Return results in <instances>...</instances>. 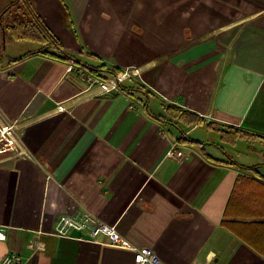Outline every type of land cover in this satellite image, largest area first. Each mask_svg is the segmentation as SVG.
Segmentation results:
<instances>
[{
	"label": "crops",
	"instance_id": "1",
	"mask_svg": "<svg viewBox=\"0 0 264 264\" xmlns=\"http://www.w3.org/2000/svg\"><path fill=\"white\" fill-rule=\"evenodd\" d=\"M15 1L0 0V18ZM35 5L83 64L140 75L123 84L130 91L106 95L72 62H13L37 43L0 57V121L15 124L22 148L0 154V261L136 264L104 237L57 235L62 217L91 214L161 264H264V139L221 134L264 138V0ZM146 104L155 116L173 105L204 123H162Z\"/></svg>",
	"mask_w": 264,
	"mask_h": 264
},
{
	"label": "trees",
	"instance_id": "2",
	"mask_svg": "<svg viewBox=\"0 0 264 264\" xmlns=\"http://www.w3.org/2000/svg\"><path fill=\"white\" fill-rule=\"evenodd\" d=\"M0 31V57L4 56L6 43L8 41H29L41 45V50L27 53L21 58L14 59L13 62L26 59L32 55L41 54L50 58L63 60L67 63L73 62L74 64L83 66L90 73L102 79H108L120 73L118 69L108 68L106 65L93 67L83 64L81 60L70 55L63 48L60 40L55 36L45 20L37 13L35 0H16L9 6L0 18ZM121 89L125 92L130 91L123 87V85H121ZM137 89L149 96L150 92L144 90V88L138 87ZM145 109L150 117L162 123L177 122L186 126L204 123L203 119L196 114L173 105L164 107L165 116L153 115L149 111L147 104L145 105ZM208 128L214 129L212 125H209ZM215 129L217 130V128ZM221 134L222 139L230 143H234L237 139L242 137L264 139L263 137L250 135L236 129H225L221 131ZM190 142L196 146H202L200 142H193L191 140Z\"/></svg>",
	"mask_w": 264,
	"mask_h": 264
},
{
	"label": "built area",
	"instance_id": "3",
	"mask_svg": "<svg viewBox=\"0 0 264 264\" xmlns=\"http://www.w3.org/2000/svg\"><path fill=\"white\" fill-rule=\"evenodd\" d=\"M69 71H73L75 66L73 62L69 66ZM80 77L88 88L98 87L102 94H114L121 90V85L127 81L138 77V69H129L118 73L108 79L92 74L85 69L79 70ZM21 143L16 134L15 124H5L0 121V154L11 152L15 156L22 155ZM172 156L175 152L171 153ZM177 157L182 158V152H177ZM74 231L80 233H88L90 238L99 241V238L104 237L102 243L106 246L130 251L134 254L136 264H161V259L158 254L151 248L137 247L127 239H125L115 227L109 226L100 222L91 214H85L79 219L62 217L56 229V233L60 237H69ZM43 243H37V249L43 248ZM0 264H22V258L18 254H8L1 261ZM206 264H211L209 259Z\"/></svg>",
	"mask_w": 264,
	"mask_h": 264
},
{
	"label": "rangeland",
	"instance_id": "4",
	"mask_svg": "<svg viewBox=\"0 0 264 264\" xmlns=\"http://www.w3.org/2000/svg\"><path fill=\"white\" fill-rule=\"evenodd\" d=\"M37 44L29 41H8L5 47L4 55H18L20 53H27L32 49L37 48Z\"/></svg>",
	"mask_w": 264,
	"mask_h": 264
}]
</instances>
